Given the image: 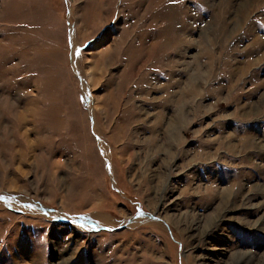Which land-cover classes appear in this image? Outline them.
I'll list each match as a JSON object with an SVG mask.
<instances>
[{
	"label": "rangeland",
	"instance_id": "rangeland-1",
	"mask_svg": "<svg viewBox=\"0 0 264 264\" xmlns=\"http://www.w3.org/2000/svg\"><path fill=\"white\" fill-rule=\"evenodd\" d=\"M0 197V264H264V0H0Z\"/></svg>",
	"mask_w": 264,
	"mask_h": 264
},
{
	"label": "bare ground",
	"instance_id": "bare-ground-1",
	"mask_svg": "<svg viewBox=\"0 0 264 264\" xmlns=\"http://www.w3.org/2000/svg\"><path fill=\"white\" fill-rule=\"evenodd\" d=\"M99 2V1H98ZM102 3H103V1H102ZM97 7V6H96ZM99 12H100V10H99ZM95 13V12H94ZM96 15V14H95ZM93 19V18H92ZM96 20V19H95ZM86 21V20H85ZM87 25H88V23H86ZM85 24V25H86ZM83 25V24H82ZM83 28V27H82ZM86 28V27H85ZM93 28V27H92ZM91 28V29H92ZM88 74H89V76L90 77H92V74H91V72H88ZM93 78V77H92ZM92 81H93V83L95 82L94 81V78L92 79ZM111 95V94H110ZM92 110V109H91ZM182 116H184V114L182 115ZM182 118V117H181ZM181 118H177V119H174V124L176 125V124H178L179 122H180V120H181ZM170 121V120H169ZM171 125V124H170ZM99 135V134H98ZM100 137V136H99ZM225 197H226V194H225ZM12 204L13 205H15L17 208H20V209H24V205H22V204H20V203H18V202H16V201H12ZM88 216V215H87ZM87 216H86V218H87ZM91 217H94L95 218V220L96 219H100V220H102L101 222L102 223H105L106 221L105 220H108V216L107 215H102V214H99V215H95V216H89V218H91ZM169 218V220L171 219L170 217H168ZM212 219V218H211ZM141 221V220H140ZM152 221V220H151ZM171 221H172V219H171ZM197 221V220H196ZM134 221H132V223H133ZM205 223V222H204ZM130 225V224H129ZM208 225V224H207ZM81 226H83V227H87V226H90V223L88 222V224H85V223H81ZM211 228V227H210ZM181 230V229H180ZM204 231V230H203ZM202 231V232H203ZM207 231V230H206ZM242 257V256H241Z\"/></svg>",
	"mask_w": 264,
	"mask_h": 264
},
{
	"label": "snow or ice",
	"instance_id": "snow-or-ice-1",
	"mask_svg": "<svg viewBox=\"0 0 264 264\" xmlns=\"http://www.w3.org/2000/svg\"><path fill=\"white\" fill-rule=\"evenodd\" d=\"M0 198H2V199H7V198H5V197H0Z\"/></svg>",
	"mask_w": 264,
	"mask_h": 264
}]
</instances>
